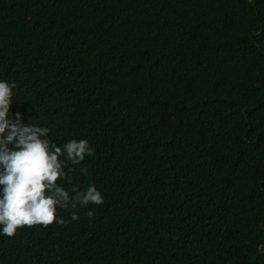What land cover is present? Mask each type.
<instances>
[{
	"label": "trees",
	"instance_id": "trees-1",
	"mask_svg": "<svg viewBox=\"0 0 264 264\" xmlns=\"http://www.w3.org/2000/svg\"><path fill=\"white\" fill-rule=\"evenodd\" d=\"M0 81L104 200L0 264H264V0H0Z\"/></svg>",
	"mask_w": 264,
	"mask_h": 264
},
{
	"label": "clouds",
	"instance_id": "clouds-1",
	"mask_svg": "<svg viewBox=\"0 0 264 264\" xmlns=\"http://www.w3.org/2000/svg\"><path fill=\"white\" fill-rule=\"evenodd\" d=\"M15 88V82L0 81V234L8 237L25 226L64 224L57 217V206L75 210L104 202L94 184L81 190L72 184L69 175L75 169L65 171L67 162L78 166L86 156L94 155L89 142L72 139L60 147L47 138V127L25 125L19 113L11 119L9 109ZM87 171L82 169V174ZM62 179L72 186L66 190L57 183ZM92 215L89 211L88 216ZM78 218L72 211L71 220Z\"/></svg>",
	"mask_w": 264,
	"mask_h": 264
}]
</instances>
